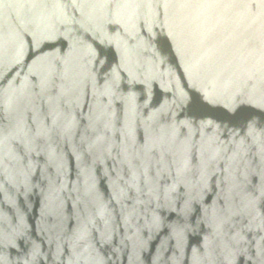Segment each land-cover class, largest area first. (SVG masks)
<instances>
[{
  "label": "water",
  "instance_id": "95a60500",
  "mask_svg": "<svg viewBox=\"0 0 264 264\" xmlns=\"http://www.w3.org/2000/svg\"><path fill=\"white\" fill-rule=\"evenodd\" d=\"M0 264H264V0H0Z\"/></svg>",
  "mask_w": 264,
  "mask_h": 264
}]
</instances>
